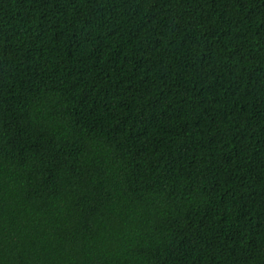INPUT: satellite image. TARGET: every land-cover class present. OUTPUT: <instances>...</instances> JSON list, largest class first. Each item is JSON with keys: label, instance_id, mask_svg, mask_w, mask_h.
Returning <instances> with one entry per match:
<instances>
[{"label": "trees", "instance_id": "obj_1", "mask_svg": "<svg viewBox=\"0 0 264 264\" xmlns=\"http://www.w3.org/2000/svg\"><path fill=\"white\" fill-rule=\"evenodd\" d=\"M0 264H264V0H0Z\"/></svg>", "mask_w": 264, "mask_h": 264}]
</instances>
